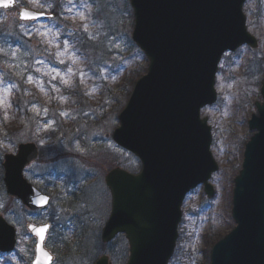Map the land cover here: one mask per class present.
<instances>
[{"label": "rangeland", "instance_id": "obj_1", "mask_svg": "<svg viewBox=\"0 0 264 264\" xmlns=\"http://www.w3.org/2000/svg\"><path fill=\"white\" fill-rule=\"evenodd\" d=\"M18 1L15 10L0 14L5 31L0 30V183L4 154L15 153L20 143L35 142L43 154L26 176L52 196V205L44 214L30 215L0 186V213L18 233L15 255L0 256V264H30L35 240L25 231L27 225L52 221L56 225L49 243L55 264H93L102 254L113 264H124L128 241L119 236L103 245L101 232L112 205L106 174L117 166L141 170L140 161L112 140L133 85L149 64L132 40L134 11L128 0ZM25 6L46 13L56 8L60 17L21 24L18 12ZM245 11L259 46L223 57L218 100L202 112L212 128L211 150L220 167L211 180L216 193L209 199L198 187L186 197L169 264H210L212 244L235 227L234 180L255 133L248 121L258 114L255 103L263 102L264 0H249ZM72 240L73 247L81 242L94 255L92 262L74 248L65 256L62 245Z\"/></svg>", "mask_w": 264, "mask_h": 264}, {"label": "water", "instance_id": "obj_2", "mask_svg": "<svg viewBox=\"0 0 264 264\" xmlns=\"http://www.w3.org/2000/svg\"><path fill=\"white\" fill-rule=\"evenodd\" d=\"M129 1L135 15L132 38L149 65L119 115L120 126L112 138L140 160L142 169L131 174L115 168L106 176L112 211L102 242L124 234L129 242L127 264H168L176 249L186 196L199 186L208 198L215 194L210 180L219 165L211 151V127L201 111L217 101L219 64L225 53L244 45L256 49L258 41L247 29L243 11L247 0ZM15 6L16 0H0V11ZM24 11L38 14L37 18H22ZM52 17L27 8L18 14L20 22ZM261 95L264 100V80ZM256 107L259 116L252 115L249 129L257 132L246 144L242 169L234 181L236 226L214 245L211 264H264V103L257 102ZM38 156L36 144L25 143L16 154H6L3 162L8 196L31 211H45L51 201L24 177V170ZM45 227L41 240L36 229ZM28 229L37 239L32 264H52L45 248L50 226ZM16 244L15 227L0 215V253L13 252ZM95 264L111 262L104 255Z\"/></svg>", "mask_w": 264, "mask_h": 264}, {"label": "trees", "instance_id": "obj_3", "mask_svg": "<svg viewBox=\"0 0 264 264\" xmlns=\"http://www.w3.org/2000/svg\"><path fill=\"white\" fill-rule=\"evenodd\" d=\"M53 13H55L56 14V16H60V14H59V12L55 9L54 10V12ZM17 25V24H16ZM0 30H1V32L2 33H5V31L4 30H2L1 28H0ZM20 32H18V34H19ZM1 34V33H0ZM81 39H83V38H81ZM134 86V85H133ZM16 94H17V100H20L21 99V94H20V92L18 91H16L15 92ZM0 186H3V178L1 177V183H0ZM2 188V187H1ZM221 238H223V237H221ZM220 238V239H221ZM220 239H218V240H220ZM217 240V241H218ZM216 241V242H217ZM75 242V241H74ZM74 242H72V245H70L71 243L70 242H64V244L62 245V247H65V253H66V255L65 256H67V254H69L70 252L71 253H73V252H75V250L74 249H76V250H78L79 251V255H81L82 257H91L92 256V254H90V252H89V250L87 249V248H83V247H81V242L80 243H78V245L77 246H75V247H73L74 245H75V243ZM215 242V243H216ZM215 243H213L212 244V246L215 244ZM72 246V247H71ZM74 248V249H73ZM53 252L56 254V252H55V250H53ZM87 253H89L88 255H87ZM210 262V253H209V257H208V263Z\"/></svg>", "mask_w": 264, "mask_h": 264}, {"label": "snow or ice", "instance_id": "obj_4", "mask_svg": "<svg viewBox=\"0 0 264 264\" xmlns=\"http://www.w3.org/2000/svg\"><path fill=\"white\" fill-rule=\"evenodd\" d=\"M5 7H8L9 5L6 3L4 4ZM37 15L38 14H33V13H30L28 11H24L21 13V17L24 18V19H35L37 18ZM41 200L46 203L47 202V198L44 197V198H41ZM46 231V227L45 228H41V229H36V232L38 235H40L41 237V240H43V233ZM46 257H47V254L45 253L44 254ZM47 259H50V257H47Z\"/></svg>", "mask_w": 264, "mask_h": 264}]
</instances>
